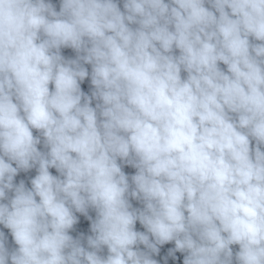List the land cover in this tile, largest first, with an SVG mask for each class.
Listing matches in <instances>:
<instances>
[{
  "label": "clouds",
  "instance_id": "obj_1",
  "mask_svg": "<svg viewBox=\"0 0 264 264\" xmlns=\"http://www.w3.org/2000/svg\"><path fill=\"white\" fill-rule=\"evenodd\" d=\"M123 8L0 0V264H264V0Z\"/></svg>",
  "mask_w": 264,
  "mask_h": 264
},
{
  "label": "water",
  "instance_id": "obj_2",
  "mask_svg": "<svg viewBox=\"0 0 264 264\" xmlns=\"http://www.w3.org/2000/svg\"><path fill=\"white\" fill-rule=\"evenodd\" d=\"M50 2L55 6L56 10L59 11L60 0H50ZM116 2L118 4V7L121 9V11H124V8H123L124 0H116ZM165 2H168V0H165ZM205 6L211 8V5L206 4ZM132 27H136V25H132ZM250 41L253 43H259V41H255L251 37H250ZM61 54L66 59H75L76 55H77L76 52L70 48H62ZM174 54L179 55V50H174ZM84 66L88 69L89 73H91V65L85 64ZM219 67L222 70H224L225 72L227 71V66L224 65L222 62L219 64ZM181 76H182V78H186L187 73L182 71ZM52 88H53V85H50V90ZM81 89L87 95H89V96L91 95L92 90H93V86L91 85L90 75H89V77L85 78L84 81L81 82ZM97 102L98 101L93 99L92 106L95 107ZM33 135L34 136H40V133L37 130L33 129ZM252 146H255V141H252ZM37 147L41 151H48V149H46L44 147L42 136H41V143ZM262 150H264V146H262ZM118 163H121L122 170L125 172L126 175L129 176V182L131 183V176L134 175L137 170L134 167H132L131 165L125 164L122 161L118 160ZM13 166L15 167V164H13ZM49 171L53 175L59 176V173L56 171V169L50 168ZM36 174H37L36 168L30 169L27 172L20 171L17 174V176L14 178V183L18 184L21 180H24L25 186L30 188L31 187V179L34 178ZM8 195L11 196L12 193H8ZM129 199H130V202L134 208H142L143 207V204L141 201H138V200H135L132 198H129ZM4 202L7 203V200H5ZM76 215L78 217V224L75 225L72 230H70L69 234L72 235L74 239L80 238L81 234H83V239L81 242L84 244L85 247H87L86 237L89 235H92L91 228H90L91 221L88 220L87 217L81 213H76ZM95 215L96 214H95V211L93 209L88 210V216H91L92 219H95ZM136 230L137 231H146V229H144V227L142 225H140L139 221H137V223H136ZM0 231L4 232L5 238H6V247H8L10 251L12 249L18 247L17 245H15L9 229H6V228H4L3 225H0ZM159 247H160V253L158 255L153 254V256H152V258L156 259L159 262V264H165V260H164L165 257H167V264H183V258L186 255V253L175 252V254H174L175 258H173V256H168L169 249L175 248V242H170L168 244L161 245ZM231 247L233 249V254L235 255V252H237L239 250V246L238 245H232ZM139 248L141 250H144L143 245H139ZM100 254L102 256H106L107 255V248L105 247Z\"/></svg>",
  "mask_w": 264,
  "mask_h": 264
}]
</instances>
